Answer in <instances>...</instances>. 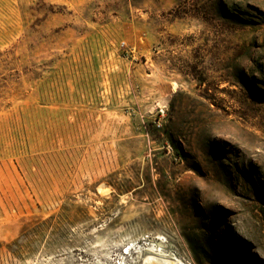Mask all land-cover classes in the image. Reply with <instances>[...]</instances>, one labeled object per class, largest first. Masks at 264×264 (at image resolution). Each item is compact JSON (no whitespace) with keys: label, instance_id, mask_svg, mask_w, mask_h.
Segmentation results:
<instances>
[{"label":"rangeland","instance_id":"rangeland-1","mask_svg":"<svg viewBox=\"0 0 264 264\" xmlns=\"http://www.w3.org/2000/svg\"><path fill=\"white\" fill-rule=\"evenodd\" d=\"M141 263L264 264V0H0V264Z\"/></svg>","mask_w":264,"mask_h":264},{"label":"bare ground","instance_id":"bare-ground-1","mask_svg":"<svg viewBox=\"0 0 264 264\" xmlns=\"http://www.w3.org/2000/svg\"><path fill=\"white\" fill-rule=\"evenodd\" d=\"M162 238V237H161ZM162 246V245H161ZM155 249V248H154ZM153 249V250H154ZM151 250V249H150ZM157 250V249H156ZM161 250V249H160ZM133 252V251H132ZM159 252V251H158ZM130 253V251H128V253L127 254H129ZM148 255H150V254H148ZM154 257V256H153ZM165 258H167V257H165ZM150 260H151V258L149 257V256H147V257H145L144 259H143V261L144 262H150ZM154 260V259H153ZM169 260V259H168ZM155 261V260H154ZM142 262V261H141ZM152 262V261H151ZM156 262V261H155ZM159 263V262H158ZM142 264V263H141ZM149 264V263H148ZM157 264V263H156ZM165 264V263H164Z\"/></svg>","mask_w":264,"mask_h":264}]
</instances>
